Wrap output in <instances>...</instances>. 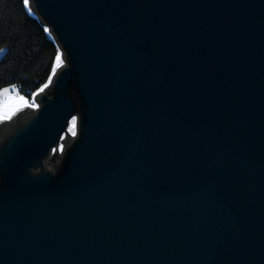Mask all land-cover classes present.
Returning <instances> with one entry per match:
<instances>
[{
  "label": "water",
  "instance_id": "water-1",
  "mask_svg": "<svg viewBox=\"0 0 264 264\" xmlns=\"http://www.w3.org/2000/svg\"><path fill=\"white\" fill-rule=\"evenodd\" d=\"M27 7L63 63L0 123V264H264V0Z\"/></svg>",
  "mask_w": 264,
  "mask_h": 264
},
{
  "label": "trees",
  "instance_id": "trees-1",
  "mask_svg": "<svg viewBox=\"0 0 264 264\" xmlns=\"http://www.w3.org/2000/svg\"><path fill=\"white\" fill-rule=\"evenodd\" d=\"M0 89L29 101L52 77L60 49L24 0H0Z\"/></svg>",
  "mask_w": 264,
  "mask_h": 264
},
{
  "label": "snow or ice",
  "instance_id": "snow-or-ice-1",
  "mask_svg": "<svg viewBox=\"0 0 264 264\" xmlns=\"http://www.w3.org/2000/svg\"><path fill=\"white\" fill-rule=\"evenodd\" d=\"M25 5L28 4V0H24ZM0 51H3V49H0ZM55 67H53L52 72L53 75L55 74L56 68L60 67L63 63L61 56L57 55L55 58ZM51 81V76L49 77V82ZM48 85L45 84L44 87L46 88ZM43 91V88L40 89ZM13 93H16V87L12 86L10 88H3L0 89V120L4 119H10L12 115L15 114L16 111L20 109L22 106H29V107H35L36 105L28 104L27 101H25L24 97L19 96L18 93L16 95H13ZM75 128H76V119L73 118L71 121V131L73 132V135H75Z\"/></svg>",
  "mask_w": 264,
  "mask_h": 264
},
{
  "label": "rangeland",
  "instance_id": "rangeland-1",
  "mask_svg": "<svg viewBox=\"0 0 264 264\" xmlns=\"http://www.w3.org/2000/svg\"><path fill=\"white\" fill-rule=\"evenodd\" d=\"M5 88H10V89H11V87H5ZM16 93H18L17 89H16ZM16 93H13V95H16ZM18 95L21 96L19 93H18ZM24 99H25V101L29 102L30 104H33V103H34V99H33L32 101H29V100H27L26 98H24ZM34 104L36 105V103H34ZM15 115L19 116V115H21V114H19V112H18V114L16 113V114L12 115L10 119L0 120V123H1V122H4V121H9V120L13 119V117H14ZM69 132L73 134V132L71 131V125L69 126Z\"/></svg>",
  "mask_w": 264,
  "mask_h": 264
},
{
  "label": "bare ground",
  "instance_id": "bare-ground-1",
  "mask_svg": "<svg viewBox=\"0 0 264 264\" xmlns=\"http://www.w3.org/2000/svg\"><path fill=\"white\" fill-rule=\"evenodd\" d=\"M62 61H63V60H62ZM26 108H28L27 105L20 107V109H19L18 111H16L15 114H16L17 112L21 111V110L26 109Z\"/></svg>",
  "mask_w": 264,
  "mask_h": 264
}]
</instances>
